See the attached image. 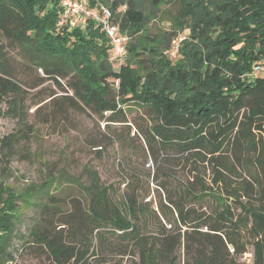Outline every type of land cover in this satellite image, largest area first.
I'll list each match as a JSON object with an SVG mask.
<instances>
[{
    "label": "trees",
    "instance_id": "16d2710c",
    "mask_svg": "<svg viewBox=\"0 0 264 264\" xmlns=\"http://www.w3.org/2000/svg\"><path fill=\"white\" fill-rule=\"evenodd\" d=\"M178 2L173 30L150 36L141 0H89L108 5L128 37L115 65L108 37L92 19L64 23L58 32V0H0V117L23 121L26 99L8 67L6 39L26 49L58 86L66 78L71 94L51 91L49 116L67 119L85 106L126 128L110 131L119 146L136 133L155 164L153 172L128 174L120 191L90 164L81 175L48 174L21 190L0 180V264L15 263L17 239L20 251L51 264H89L96 244L111 245L107 232L131 245L138 264H176L181 246L183 264H241L236 258L247 246L251 264H264V77L250 74L264 59V0ZM182 32L170 57L166 50ZM128 104L141 111V121L132 122L136 132ZM32 133L24 123L0 136L3 155ZM181 162L192 178L179 177L172 165ZM60 183L80 195L63 197ZM42 192L46 200L37 199ZM32 205L38 222L25 236L17 223Z\"/></svg>",
    "mask_w": 264,
    "mask_h": 264
},
{
    "label": "rangeland",
    "instance_id": "374dc122",
    "mask_svg": "<svg viewBox=\"0 0 264 264\" xmlns=\"http://www.w3.org/2000/svg\"><path fill=\"white\" fill-rule=\"evenodd\" d=\"M155 3L154 0H141V8L149 16L146 29L150 36H163L173 30L171 23L177 15L179 2L164 0L156 9L153 8ZM59 26L62 24L55 25L58 32L61 30ZM3 44L8 54V67L13 77L26 90V99L21 113L23 121L17 122L10 114L0 117V136L14 131L18 124L24 123L31 125L33 133L21 140L8 156H4L3 150L0 149V180L21 190L31 182L39 184L48 174H57L60 171H66L69 175H81L82 167L90 164L97 169L106 184L112 183L114 188L120 191L125 187L123 181L128 174L155 171V164L149 156L145 157L136 133L133 135L131 132L132 138L128 137L127 143L119 146L117 142L109 139L110 131H114L111 133L114 135L118 131L125 132L126 128L108 125L91 109L82 106L79 110H72L67 119L61 116L53 119L51 115L49 116L51 107L48 105L50 97L47 95L51 91L55 92V95L66 93L62 88L71 94V90L65 84L66 78L60 79L61 86H58L54 80L46 77L42 67L33 62L26 49L23 50L6 39L3 40ZM113 54V51H110V59L112 58V62L117 65L119 61L113 58ZM125 109L132 131L136 132L132 122L141 121V111L135 104H128ZM97 142H100V145H96ZM172 166L182 179L192 178L188 165L184 166L181 162ZM80 178L82 182L87 181L86 176ZM205 179L209 181V175ZM60 185L66 187L63 197L80 195L79 190L70 188L69 185L64 186L62 183ZM47 191L50 194L58 193L54 187ZM47 193H38L36 197L38 200H46ZM38 216L36 205L24 208L17 223V230L26 236L28 230L38 222ZM104 236L111 245L103 250L102 246L96 244L93 249L95 254L91 256L89 264L139 263L138 256L127 241L113 236L110 232ZM21 244V239H17L14 264H51L45 256L35 257L28 251H20ZM251 252V247L247 246V251L237 256V261L241 264H251ZM176 255V264H183V246L176 251Z\"/></svg>",
    "mask_w": 264,
    "mask_h": 264
},
{
    "label": "built area",
    "instance_id": "2783aa9c",
    "mask_svg": "<svg viewBox=\"0 0 264 264\" xmlns=\"http://www.w3.org/2000/svg\"><path fill=\"white\" fill-rule=\"evenodd\" d=\"M91 6L89 0H59L60 15L57 25L72 23L74 20L92 19L108 37L113 51V58L121 59L126 52L125 44L128 40L127 35L121 33L118 24L112 19L110 7L103 3ZM185 38V33H179L174 37L166 52L170 57H175L181 41ZM250 74L252 76L264 77V59L255 61L252 64ZM118 81L115 80V85ZM250 256H252L250 254Z\"/></svg>",
    "mask_w": 264,
    "mask_h": 264
}]
</instances>
